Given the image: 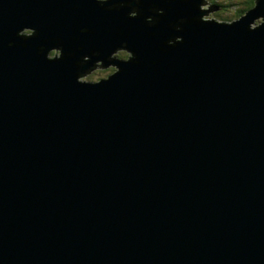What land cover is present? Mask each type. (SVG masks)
Masks as SVG:
<instances>
[{
  "label": "water",
  "instance_id": "water-1",
  "mask_svg": "<svg viewBox=\"0 0 264 264\" xmlns=\"http://www.w3.org/2000/svg\"><path fill=\"white\" fill-rule=\"evenodd\" d=\"M205 4L0 0V264H264V0Z\"/></svg>",
  "mask_w": 264,
  "mask_h": 264
},
{
  "label": "rangeland",
  "instance_id": "rangeland-1",
  "mask_svg": "<svg viewBox=\"0 0 264 264\" xmlns=\"http://www.w3.org/2000/svg\"><path fill=\"white\" fill-rule=\"evenodd\" d=\"M244 1L245 0H206V4L203 6V8H205V9L206 8L207 9L211 8L212 11L208 15L204 16V18H206V19H215V20H218V21H227V20H225V18L226 17H230L231 18L233 15H235L236 14L235 12H236L237 8H242L243 7ZM217 5H219V6H217ZM221 6H227V7H221ZM218 16H220V17H218ZM240 17L235 18L233 20H238V19H240ZM259 21H260L259 19L255 20L254 25H257ZM52 53L53 52H51V54ZM114 55H117V52L114 53ZM127 55H129L128 52H127ZM127 55L121 54V55H118V56H121V58L126 60L125 57ZM110 70H113V69L110 68V69H107V70L92 74V75H90V77H88L85 80L89 81L91 83L92 82H96L101 77H106L108 74H110L111 73Z\"/></svg>",
  "mask_w": 264,
  "mask_h": 264
},
{
  "label": "flooded vegetation",
  "instance_id": "flooded-vegetation-1",
  "mask_svg": "<svg viewBox=\"0 0 264 264\" xmlns=\"http://www.w3.org/2000/svg\"><path fill=\"white\" fill-rule=\"evenodd\" d=\"M117 52V55H111V60H122L123 58H121V56H118V55H121V54H123V55H127V52L126 51H124V50H118V51H116ZM120 57V58H119ZM129 57V55H127L126 57H125V59H127ZM124 60V59H123ZM103 65V63L101 62V66H99V65H95L94 66V68L91 70V71H93L94 69H96V68H109V67H112V65H110V66H108V67H104V66H102ZM110 69V68H109ZM113 70H110L111 71V73L110 74H112V73H114L115 71H116V66H113V68H112ZM91 71L90 72H88L87 74H86V76L84 77V80L85 79H87L88 77H90V73H91ZM110 74H108L106 77H101L100 79H105V78H107ZM99 79V80H100ZM86 81V80H85Z\"/></svg>",
  "mask_w": 264,
  "mask_h": 264
},
{
  "label": "trees",
  "instance_id": "trees-1",
  "mask_svg": "<svg viewBox=\"0 0 264 264\" xmlns=\"http://www.w3.org/2000/svg\"><path fill=\"white\" fill-rule=\"evenodd\" d=\"M253 5H254V0H245L244 1V4H243V7L242 8H237V10L235 12L236 14L233 15L231 18L230 17H226L225 20L232 21L233 19L240 17L246 11H248L249 9H251L253 7ZM217 6H219V5H217ZM221 7H227V6H221ZM218 17H220V16H218Z\"/></svg>",
  "mask_w": 264,
  "mask_h": 264
}]
</instances>
